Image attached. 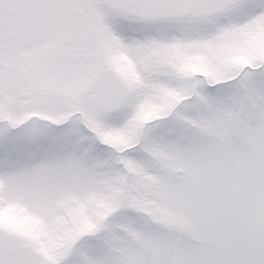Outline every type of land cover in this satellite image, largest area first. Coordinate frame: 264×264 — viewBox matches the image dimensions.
I'll return each mask as SVG.
<instances>
[{
	"label": "snow or ice",
	"instance_id": "6c2138e0",
	"mask_svg": "<svg viewBox=\"0 0 264 264\" xmlns=\"http://www.w3.org/2000/svg\"><path fill=\"white\" fill-rule=\"evenodd\" d=\"M0 264H264V0H0Z\"/></svg>",
	"mask_w": 264,
	"mask_h": 264
}]
</instances>
